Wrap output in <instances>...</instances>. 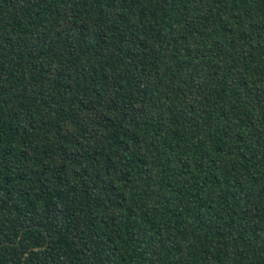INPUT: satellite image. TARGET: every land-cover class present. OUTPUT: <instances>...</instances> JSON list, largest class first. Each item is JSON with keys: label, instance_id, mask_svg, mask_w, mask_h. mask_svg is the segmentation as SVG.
I'll list each match as a JSON object with an SVG mask.
<instances>
[{"label": "trees", "instance_id": "16d2710c", "mask_svg": "<svg viewBox=\"0 0 264 264\" xmlns=\"http://www.w3.org/2000/svg\"><path fill=\"white\" fill-rule=\"evenodd\" d=\"M0 264H264V0H0Z\"/></svg>", "mask_w": 264, "mask_h": 264}]
</instances>
